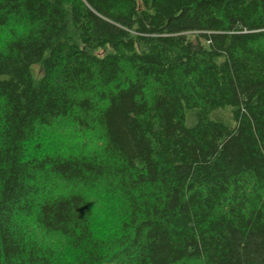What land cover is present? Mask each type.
<instances>
[{
	"label": "trees",
	"instance_id": "obj_1",
	"mask_svg": "<svg viewBox=\"0 0 264 264\" xmlns=\"http://www.w3.org/2000/svg\"><path fill=\"white\" fill-rule=\"evenodd\" d=\"M0 31V264H264V0H0ZM59 120L99 149L40 151Z\"/></svg>",
	"mask_w": 264,
	"mask_h": 264
},
{
	"label": "rangeland",
	"instance_id": "obj_2",
	"mask_svg": "<svg viewBox=\"0 0 264 264\" xmlns=\"http://www.w3.org/2000/svg\"><path fill=\"white\" fill-rule=\"evenodd\" d=\"M6 31H0V41L7 38ZM40 151L46 153H62V154H90L99 149V139L92 133L79 131L65 120L57 121L51 128L45 129L41 133L39 140ZM33 144H30L31 150ZM94 210V230L100 236H107L115 231L114 214L116 213V202L109 199L101 191H93L88 194ZM34 238L40 240L46 245H52L57 249H61L62 241L56 237H45L40 233H33Z\"/></svg>",
	"mask_w": 264,
	"mask_h": 264
}]
</instances>
